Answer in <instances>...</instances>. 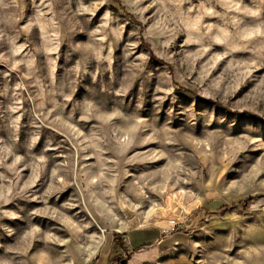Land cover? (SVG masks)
<instances>
[{"label": "rangeland", "instance_id": "1", "mask_svg": "<svg viewBox=\"0 0 264 264\" xmlns=\"http://www.w3.org/2000/svg\"><path fill=\"white\" fill-rule=\"evenodd\" d=\"M123 262L264 264V0H0V264Z\"/></svg>", "mask_w": 264, "mask_h": 264}, {"label": "crops", "instance_id": "2", "mask_svg": "<svg viewBox=\"0 0 264 264\" xmlns=\"http://www.w3.org/2000/svg\"><path fill=\"white\" fill-rule=\"evenodd\" d=\"M138 231H144V232H147L149 233L150 236H153L152 239L148 242H144V243H141V244H135V246L133 245V248H139L141 247V245H148V246H154L156 247L157 245L160 246V245H164L165 243H168L169 241H171L174 237V239H176L175 243H179L178 239L181 238L177 235H179L178 232H175L173 235L171 236H166V237H161V236H158V237H155V235L157 234L156 231H153V230H138ZM161 237V239H160ZM179 245V244H178ZM141 251H144V249H141Z\"/></svg>", "mask_w": 264, "mask_h": 264}, {"label": "trees", "instance_id": "3", "mask_svg": "<svg viewBox=\"0 0 264 264\" xmlns=\"http://www.w3.org/2000/svg\"><path fill=\"white\" fill-rule=\"evenodd\" d=\"M149 246L148 245H142L141 248L142 249H145V248H148Z\"/></svg>", "mask_w": 264, "mask_h": 264}, {"label": "built area", "instance_id": "4", "mask_svg": "<svg viewBox=\"0 0 264 264\" xmlns=\"http://www.w3.org/2000/svg\"><path fill=\"white\" fill-rule=\"evenodd\" d=\"M172 223L174 224L172 229H175L176 228V224H175L176 222L172 221Z\"/></svg>", "mask_w": 264, "mask_h": 264}, {"label": "water", "instance_id": "5", "mask_svg": "<svg viewBox=\"0 0 264 264\" xmlns=\"http://www.w3.org/2000/svg\"><path fill=\"white\" fill-rule=\"evenodd\" d=\"M123 264H125V262H123Z\"/></svg>", "mask_w": 264, "mask_h": 264}]
</instances>
